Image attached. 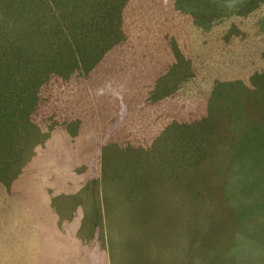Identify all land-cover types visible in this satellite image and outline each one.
Instances as JSON below:
<instances>
[{
    "label": "rangeland",
    "instance_id": "374dc122",
    "mask_svg": "<svg viewBox=\"0 0 264 264\" xmlns=\"http://www.w3.org/2000/svg\"><path fill=\"white\" fill-rule=\"evenodd\" d=\"M20 19L49 62L6 81ZM0 69V264H80L76 240L82 264H264V0H0ZM103 172L101 245L81 207Z\"/></svg>",
    "mask_w": 264,
    "mask_h": 264
},
{
    "label": "trees",
    "instance_id": "16d2710c",
    "mask_svg": "<svg viewBox=\"0 0 264 264\" xmlns=\"http://www.w3.org/2000/svg\"><path fill=\"white\" fill-rule=\"evenodd\" d=\"M118 1L119 0H117V2ZM45 4H47V2H45ZM123 7H124V5H122L120 7V9H122ZM20 10L19 9L17 10L18 13H20ZM18 24H21V27H23L21 29L24 30V33H26V31H29V33H27V34H29V36L27 39H25V35H23L20 38L21 41H20V43H18L19 47H17V48L14 47L13 49H2L1 50V51H3L4 55L6 56L5 59L7 60L6 63L5 62L3 63V67H1L2 71L4 72V73L2 72L4 74V76H2V78H4L6 81L11 79L9 77L12 74L14 75V73H19V69L21 68V66H23V64L28 65L31 63H36V62H38L37 60H40V58L41 59L44 58L45 63L49 62L47 56H45V54H44V51H45L44 48L47 45H46V43H44V40H43L44 35H43L42 31L39 30L37 27H34V25L31 23H30V25L27 24L26 20H24V19H20V22ZM113 32H114V30L111 31V33H113ZM108 33H110V32H108ZM108 33H107V35L109 36ZM115 34H117V33H114V35ZM98 39H103V35L100 36V38H98ZM106 39H108V37L106 38V35H105L104 40L106 41ZM24 41H25V44H24ZM73 44L77 48V51H78L79 46L82 45L83 42L81 44V40H78V41H74ZM36 45H39V46H36ZM98 45H100V44H98ZM27 46H29L30 48L35 47L36 50L34 49V51L32 52L33 57H31L30 51H28ZM38 47L40 49H38ZM57 49H59V50H57L58 51L57 54H54V56H53V58H56V59L51 60L52 64H49V65H51V68L49 69L50 75H48V74L47 75H48V77L51 75H56L57 77L61 78L62 80H67L68 78H70V76H72L74 74L72 72L73 69H70L71 72L66 71L67 66L69 65L70 62H67L64 59L62 61L61 55L63 54V47L58 46ZM100 51L101 50L94 47V50H92L91 52H88V54H86L85 57H87V58H85V57L83 58V55H85L84 54L85 52L82 54L81 58L79 57L80 61H82V63H84L83 67L87 70L86 73H84V78L87 80L90 79L91 69L94 66H96L97 64L101 63L102 60L105 58L104 54L102 56L100 55V53H101ZM37 52H40L44 55H40L39 58H36L35 54ZM75 60H76V63L74 62V64H72V66H71L72 68H74L77 65V62H78L77 58ZM30 61H32V62H30ZM91 62H94V63L91 64ZM88 67H90V68L88 69ZM82 76H83V74H82ZM36 84H38V83H35V81L31 80V78H28V80L26 81V84H25L27 87L26 89H28L29 86L32 87L33 85H36ZM30 90H31V88H30ZM115 178H117V177L115 176ZM126 190H128V187L126 188Z\"/></svg>",
    "mask_w": 264,
    "mask_h": 264
},
{
    "label": "crops",
    "instance_id": "0c3cea01",
    "mask_svg": "<svg viewBox=\"0 0 264 264\" xmlns=\"http://www.w3.org/2000/svg\"><path fill=\"white\" fill-rule=\"evenodd\" d=\"M104 173V172H103ZM112 173H104V174H98L97 177L95 179H93L92 177V182H91V192L89 193V195H86L88 197L89 200H92V205L94 207V211H91L89 209V206L87 204L83 205V209L81 207V210L83 211H87L89 213V220H88V224H94L95 222H98L97 217L101 216L100 218V224H103V234H102V239L99 238V244L102 245V243L104 242V236H105V232L109 229L114 228L112 225L109 224V222H113L114 220L111 218V216L109 215V213L111 212V210L109 209L110 206H112L114 203V198L110 197L107 192L109 190H114V189H109V187H111L113 184V175H110ZM108 176V177H107ZM106 181V183H105ZM104 182V183H103ZM103 185V186H102ZM92 193L96 196H94V200H93V195ZM106 197L108 198V201L106 200ZM95 199H97V201H95ZM113 199V201L111 200ZM99 200V203H98ZM63 211V209L61 210ZM108 215V219H106V216ZM72 222V221H71ZM108 222V224H107ZM82 221L80 220L79 222H75V224H68L67 227L70 228L71 230H73L74 232H76L78 234V237H81V235L79 234V230L80 228H82ZM112 236L114 235L113 232ZM34 239L33 235L29 236V239ZM114 239V236H113ZM121 249L123 250V245L118 244ZM68 249H70V245H66L64 246ZM77 247V249H76ZM75 254H74V260H79L80 264H82L81 258L84 254V252L81 250V246L79 245L78 241L76 240V244H75ZM74 249V250H75ZM111 249H112V254L109 255L107 257V259H105L104 264H126V261H124L122 259V255H123V251L120 250L118 247H115L111 244ZM71 252H68V254H71L73 251L69 250ZM121 251V253L119 252ZM133 252L130 251V249L128 248V254H132ZM122 254V255H121ZM84 264H96L95 261H91V262H87L84 259Z\"/></svg>",
    "mask_w": 264,
    "mask_h": 264
}]
</instances>
